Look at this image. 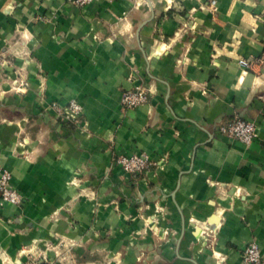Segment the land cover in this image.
<instances>
[{"label":"crops","instance_id":"1","mask_svg":"<svg viewBox=\"0 0 264 264\" xmlns=\"http://www.w3.org/2000/svg\"><path fill=\"white\" fill-rule=\"evenodd\" d=\"M211 1L0 0V167L24 195L0 202V264L33 242L55 264L264 258V0ZM71 99L79 123L52 107ZM237 117L248 145L219 131ZM133 152L157 162L127 174Z\"/></svg>","mask_w":264,"mask_h":264},{"label":"built area","instance_id":"2","mask_svg":"<svg viewBox=\"0 0 264 264\" xmlns=\"http://www.w3.org/2000/svg\"><path fill=\"white\" fill-rule=\"evenodd\" d=\"M78 5H85L92 0H69ZM214 4V0L211 1ZM239 65L243 69L251 68L260 61L239 58ZM148 99V88L143 84L134 85L126 89L122 95V103L128 107H135L145 103ZM52 107L56 111V118L59 120L71 121L79 123L83 108L76 100L71 99L64 106L57 103ZM219 131L228 135L231 139L237 140L243 144H250L258 136V127L253 120L245 118H234L226 125H221ZM156 160L151 158L145 152H133L131 154H120L116 157L114 164L119 166L122 171L127 174L142 173L149 169L150 166L156 164ZM0 202H10L14 205H22L24 203V195L12 183L11 172L0 167ZM65 245L63 242H59ZM58 248V245H47L40 249L37 243L33 242L29 246L23 247L22 252L27 256L25 264H55L48 256L45 249ZM242 264H264V258L258 243L251 240L241 249Z\"/></svg>","mask_w":264,"mask_h":264}]
</instances>
